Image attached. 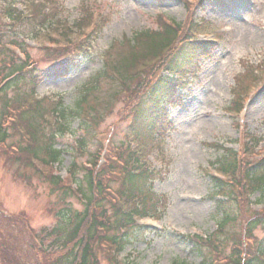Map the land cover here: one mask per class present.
<instances>
[{
    "label": "rangeland",
    "instance_id": "rangeland-1",
    "mask_svg": "<svg viewBox=\"0 0 264 264\" xmlns=\"http://www.w3.org/2000/svg\"><path fill=\"white\" fill-rule=\"evenodd\" d=\"M15 1L20 2L18 7L24 15L33 14L34 16L33 4L23 3L22 0ZM35 1L43 2L44 0ZM196 2L197 0L192 2L190 0L56 1L59 7L56 14H59V18L69 25L76 24L84 8L91 6H95L102 20L99 38L96 40L97 56L93 57V60L82 63L79 68L71 69L65 77L46 78L36 87L37 93L48 95V98L53 96L52 100L62 98V105L67 108H74L79 99L81 86L102 70L101 55L108 46L113 43L111 47L116 49L122 39L131 38L135 32L144 29L155 30L158 15H163L164 19H171L176 23L184 22L188 16L185 3L192 4L193 19H203L205 28H213L204 38H213L216 34L223 37L209 52H198V73L191 81V90L183 92L181 97L184 96V98L181 100V105L170 108L169 111L175 127L165 139L166 175L164 180H156L153 184V191L161 196L158 197L162 202L159 210L164 209V212L158 211V218H154L153 221L145 219L140 221L150 228L156 225L162 228L159 233L150 230H143L142 234L137 233L134 236L135 239L126 245L119 255H113L114 259L111 256L112 249L107 246L108 251L98 254L100 264H113L112 262L115 263V261L120 264H199L202 259L201 253L192 251L191 243L183 238L192 234L209 238L203 248L208 251L212 260L218 261L215 264H228L227 256L232 253L233 244H240V241L242 242L245 238L243 224L248 218L242 212H238L241 216L238 222L232 220L228 225V231L238 235L235 236V242L224 239L227 231L221 234L218 231L219 227L216 229L221 214L216 211L214 199L209 197L214 187L205 170L208 165L213 168L217 166L214 162L223 154L221 149L218 150V144L219 148L220 144L224 147H236L234 139L237 137L238 130L235 119L229 115L228 110H225L231 101L232 88L235 86L236 79L240 78L244 86L248 87L246 82L251 75L260 73L261 69L264 71V0H202L199 6ZM1 3L0 0V27L3 28V34L8 37V40H15L17 36L20 38L17 40L26 38L28 35L18 31L14 39L13 31L1 23V20L6 23ZM27 21L28 19H20L21 23ZM18 27L16 30L19 29ZM58 27L65 26L58 25ZM35 29L36 27L29 26L22 28L24 32L35 31ZM58 31L62 32L61 29ZM29 51L31 56H34L36 50ZM196 53L197 51H193L191 58ZM48 67V63L39 65L40 69ZM240 73L243 74L242 77ZM258 83L259 80L253 85ZM100 85L105 86L102 82ZM262 92L264 89L258 92L252 91L240 121L246 124L248 134L262 136L264 141V135H261L264 129ZM121 106V101H118L110 114L99 122V129L107 128V134L111 132L108 126L116 125L117 139L123 138L129 123L128 118L122 121L118 116ZM80 125L79 118L69 119L68 132L57 140V147L73 150L75 146L71 130L76 132V137H81L83 131ZM209 144L217 146L212 147ZM88 145L92 151L97 143ZM3 150L0 147V208L10 215L23 212L34 231L48 232L57 222L58 216L55 212L61 206V204L58 205V197L50 193L48 181H43L27 167L17 169L18 162L5 160L7 156H2ZM261 151L264 153V143L261 144L259 152ZM86 159L87 156L82 155L78 162ZM71 161V155L63 154L61 165L59 164L54 172L64 176V170ZM23 164L20 163L22 166ZM109 183H111L109 188L112 191H118L121 186L119 180L114 177L109 178L107 186ZM257 196L258 193H255L252 198L255 199ZM105 199L108 205V195ZM66 201L73 204L72 208H80L79 201L74 197L66 198ZM262 205L263 203H258L254 208L259 209ZM263 232L264 229L261 226L253 232L255 243H258ZM49 241L50 239L46 238L45 242ZM244 243L247 244L246 241ZM248 246L242 247L241 253H245Z\"/></svg>",
    "mask_w": 264,
    "mask_h": 264
},
{
    "label": "trees",
    "instance_id": "trees-1",
    "mask_svg": "<svg viewBox=\"0 0 264 264\" xmlns=\"http://www.w3.org/2000/svg\"><path fill=\"white\" fill-rule=\"evenodd\" d=\"M29 1L33 4L34 17L20 24V32L24 31L22 28L25 26L35 28L37 24L49 23L50 25L54 21H59L58 14L52 9L48 10L50 7L48 4L53 5V0H48L46 7L43 2ZM1 2L3 11L8 13V16H20L18 12L14 14L12 0H1ZM157 22L155 30L144 29L135 32L131 38L119 42L118 48L113 47L108 51L102 70L81 86L79 99L74 108L63 107L61 98L55 101L49 98L39 102L34 101L32 105H27L26 102L33 99L35 86L42 79L65 75L64 68L67 69L74 64L70 58L62 56L59 52L39 49L36 50L34 56H28L32 65L29 62L25 65L0 49V71L3 75L12 77L0 88V143L17 147L20 153L7 156L6 151H2V156H7L5 157L7 161L18 162L17 169L27 167L43 181H48L50 193H54L58 197V205L61 204L55 212L58 216L57 222L48 232L46 230L34 231L23 212L10 215L0 209V264H100L98 254L104 252L100 246L102 243L108 242L116 251H121L140 232L132 222L133 216L155 213L160 200L153 194L152 184L156 178H160V173L157 176V174L148 172L145 158L154 147L157 148L156 136L161 135L170 125L166 115L167 108L178 102V89L186 85L183 80L184 73L192 69L189 65L192 61L190 58L195 51V47L191 46L178 48L173 53L171 49L170 52L166 50L163 54L164 71L152 83L146 81L145 77L136 71V65L140 61L160 54L162 49L169 45L174 34L172 22L164 19L163 15L157 16ZM12 28L13 26L8 29ZM13 33L12 36L15 39L16 33ZM0 35L4 36L2 27H0ZM6 62H9V66H6ZM42 63H48L49 67L40 69L39 65ZM111 72L117 74L118 77L112 76ZM101 82L105 85L104 87H101ZM242 85L243 82L240 80L236 93ZM122 89L128 92V99H132L124 106L122 105L123 111L129 115L136 117L142 115L150 119L149 128L137 124V121L136 128L134 126L128 128L129 132L135 133L138 142L135 150L131 151L129 142L126 144L125 140L115 141L119 148L126 151L125 154L122 151L117 154L118 170L123 169V173L119 172L123 179L121 190L131 196L136 192L140 200L137 204L131 201L132 206L124 210L110 202L106 204L104 191L108 182L106 176L114 172L110 156H108V166L106 165L108 170H96L95 162H93L94 168L81 170L76 161L86 147H89L88 144L93 142L95 127L111 111ZM9 105L17 111L22 108L19 111L20 124L30 134V144H22L15 125L9 129L2 126L3 117L8 114L5 108ZM49 111L58 116L53 126L46 124L43 119L44 113ZM125 117V114L119 115L120 119ZM73 118L80 119V128L83 131L81 137H76V132L72 130L75 148L72 150L73 171L70 170V175L77 184V191H72L63 181L52 175L41 174L32 167L27 158L28 155H33L43 162L59 161L63 150L55 147L56 137L68 131L69 119ZM225 152L217 161L219 168L226 171L233 169L236 161L234 151L225 149ZM87 154L91 155V153ZM20 163H24L23 166ZM79 174L81 176H78ZM211 180L214 191L209 194V197L215 200L216 211L221 214L219 231L221 234L227 231L224 239L236 241V235L230 238L233 234L228 231V225L232 220L238 222V219H241L238 212L245 213V217L248 218L245 222V232L255 239L253 236L255 229L258 226L264 229V211L250 214L246 194L255 191L264 194V160L241 170V176L237 182L241 190L236 195L229 184L222 183L215 178ZM74 192L82 196L83 202L80 198H76L77 195ZM73 197L79 201V209L72 208L73 204L66 201V198ZM135 199L137 200L134 198V201ZM46 238L50 239L48 243L45 242ZM183 238L191 243L192 251L201 253L202 259L199 264H210L208 251L203 248L206 242H202L197 237ZM257 250V256L240 257L235 245L232 253L227 256L228 264H264V236L259 239ZM112 263L118 264L117 262Z\"/></svg>",
    "mask_w": 264,
    "mask_h": 264
}]
</instances>
